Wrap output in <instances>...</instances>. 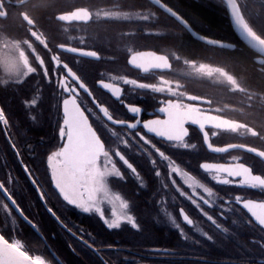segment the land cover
<instances>
[{"label":"snow or ice","instance_id":"6c2138e0","mask_svg":"<svg viewBox=\"0 0 264 264\" xmlns=\"http://www.w3.org/2000/svg\"><path fill=\"white\" fill-rule=\"evenodd\" d=\"M13 2L0 0V20L8 19L7 6ZM15 2L20 8L30 6L37 15L30 14L26 9L20 13L23 23L17 27L23 33L22 36L13 37L0 30V65L4 69V75L0 77V89L18 98L22 105L30 109L39 106L40 101L36 97L43 94L44 88L53 90L59 101L56 132L58 143L38 154L40 146L47 144L40 137L35 146L26 144L22 150L17 138L10 134L13 123L9 111L10 102L0 100V125L5 133L6 147L26 177V181L22 182L13 164L5 161L2 165L4 171L0 175V210L3 212V220L0 225L10 227L20 219L36 229L38 217L47 214L71 241L68 248L77 258L72 264H112L111 257L105 259V254L130 252L131 249L120 246L119 241L110 243L101 239L99 232L94 235L87 228L73 223L64 209L71 206L83 214L98 217L105 231H132L150 238L156 224L150 213L141 210L140 198L147 197L143 204L149 206L151 202L150 208L159 215L161 209L156 198L161 197L160 204H163L161 189L172 188L186 197L212 226L209 231H204L181 207L179 214L183 222L193 226L199 236L189 237L176 217L168 215V220L181 240L194 249L202 250L205 255L188 260V253L181 255L179 246L147 247L144 252L148 259L164 258L166 264H216L207 255L208 247L217 245L219 233L234 241L241 250V259L237 264H264V198L254 199L247 195L226 193L228 199H224L196 175L186 171L182 167L183 162L178 163L171 151L196 147L190 143L189 126L193 125L198 126L204 145L211 152L243 151L255 154L264 161V149L240 143L216 146L210 137V131L213 136L226 131L264 140L260 132L241 121L214 115L211 110L189 107L185 100L195 98L181 99L178 91L180 86L164 77H160L158 83H146L127 76L110 77L107 73H98L97 78L89 82L84 62L89 58L102 60L101 53L88 50L86 46L74 47L59 41L64 23L90 22L99 13H94L89 6L66 10L61 0ZM227 4L241 35L252 47L259 49L258 46L264 43V35L254 30L237 0H227ZM153 7L157 9L156 12L152 11ZM103 15L110 19H135L145 24L155 22L164 28L166 34L176 37L183 33L197 36L193 31V19L187 17L172 0H149V4L142 6L135 17L131 13L122 14L119 11H105ZM198 39L209 45L225 47L220 41L204 36ZM37 45L43 54L38 51ZM128 51L129 63L144 72L152 69L168 70L171 67L170 57L180 59L179 55L171 52L159 54L156 51H135L132 48H128ZM61 53L72 54V58L65 59ZM190 67L196 73L201 71L195 61ZM260 71H264V61H261ZM31 81H35V87L29 89L26 86ZM121 84L165 98H154L159 107L148 111L146 107L126 103L129 97ZM93 87L107 90L131 114V118H120L118 108L99 100ZM261 103H264V97ZM144 115L153 118L144 119ZM149 134H152L151 138ZM25 153L32 161L31 164L25 162ZM38 162L43 163L44 174L40 172ZM145 162L149 165L147 171L144 169ZM200 168L219 185L264 192V170L258 173L254 165L240 162L239 158H233L231 163L203 162ZM148 171L152 173L149 179L159 181L160 184V188L152 192L149 191L146 179ZM177 175L194 195H188L180 187L175 179ZM116 181L133 184V191L130 194L116 191ZM29 183L35 193L31 198ZM49 187L54 191L49 192ZM198 189H202L207 198L201 196ZM108 205L110 214L106 211ZM225 205L231 215H238L237 207L242 208L247 213L243 222L232 220L231 215L226 216ZM212 212L214 214H210ZM3 226H0V264H50L42 255H32L25 250L21 240L10 235L6 238ZM241 237L249 238L241 240ZM121 260L122 264H141V261L134 258L121 257ZM227 264L232 262L228 261Z\"/></svg>","mask_w":264,"mask_h":264},{"label":"flooded vegetation","instance_id":"af4514ba","mask_svg":"<svg viewBox=\"0 0 264 264\" xmlns=\"http://www.w3.org/2000/svg\"><path fill=\"white\" fill-rule=\"evenodd\" d=\"M196 1L203 2L206 6L207 4L212 3L214 6L219 7L223 16L229 21V27L231 28L232 35L227 37L225 34L217 33L209 25H207L204 20L195 14H190L187 10L181 7V3L178 0H172V3L179 7L187 17L193 19V31L197 34L209 39L230 43L232 44V47L221 48L209 45L198 39L197 36H192L190 33H183L179 37L166 34L164 28L155 24V22L145 24L143 22H137L135 19H110L104 17L103 15L105 11H119L122 14L131 13L132 16L135 17L136 13L141 10L142 6L149 4V0H61V4L66 7V10H70L72 7L77 6H89L94 13L98 12L99 15L94 16V20L90 22H71V24L64 23L61 28L62 35L59 42L66 43L69 46L74 47L86 46L88 50H95L101 53L103 57L102 60L97 61L89 58L84 62L88 71L89 82L94 81L97 78L98 73H107L110 77L127 76L146 83H158L159 78L164 77L173 84L180 86L178 91L181 94V99H184L185 97L195 98L185 100L189 107H200L206 111H213L212 114L214 115L223 116L229 120L241 121L248 124L252 128L257 129L261 136L264 137V103H261V98L264 97V91L260 90L263 86L259 84L245 85L225 67L201 60L202 58L213 57L215 55L233 53L237 49H242V46L246 44L236 33L230 20L227 6L223 0ZM237 2L241 5L242 11L246 13L245 18L250 20L254 30H256L258 34L264 35V23L261 22L255 15V13L257 14L255 11L257 6L261 5L264 10V0H237ZM25 9L30 14L37 15L36 11L28 5H26L25 8L16 6L15 0L13 4L8 5V19L0 20V30L5 31L13 37L22 36L23 33L18 31L17 26L23 23L20 19V13ZM152 11L156 12L157 9L153 7ZM64 29H67V31H64ZM156 33L160 34L157 35ZM128 48H132L135 51H156L159 54H168L171 52L179 55L180 59H172L170 57L171 67L168 70L152 69L149 72H144L142 69L136 68L129 63L130 53ZM37 49L38 51H41V54H43L38 45ZM251 52L252 61L256 64L257 68L260 69L261 63L257 60L259 54L252 49ZM61 55L65 59L72 58V54L69 53H61ZM193 61L196 62V66L198 68H200L202 64L214 66L218 69L221 68L226 73L233 76L235 80L233 82V80H230L227 77L219 79L204 70H201L200 73H196L192 71L190 67ZM3 75L4 69L3 66L0 65V77ZM30 85H32L31 88L35 87V81H31ZM90 86L92 85L90 84ZM121 86L124 88L125 94L129 97L126 100V103H134L137 106L146 107L148 111H152L153 109L159 107V105L155 103L154 98H165L163 96H158V94H149L146 90L133 89V86L131 85L121 84ZM0 91H3V89H0ZM93 91L99 100L106 101L113 107L118 108L120 118H131V114L127 113V110L123 106L119 105L115 99L110 96L107 90L100 89L99 87H93ZM43 94L47 100V104H50L55 111L59 112L57 107L59 101L53 94V90L44 88ZM42 95H37L36 98L40 100ZM249 104H251V107ZM143 118L150 119L153 117L144 115ZM0 129L3 132L2 125H0ZM189 131L191 135L190 143L195 144L196 147L188 150L171 149L174 154V158L177 159L178 163L183 162L182 167H185L186 171H190L193 175H196L198 179L212 187L214 191L217 192L219 196L224 197V199H228V196L225 195L226 193L247 195L249 198L254 199L264 198V192L259 189H244L219 185L213 182L210 179V176L200 168V164L203 162L231 163L233 158L236 157L239 158L240 162L254 165L259 173L260 170H264V161H262L261 158L257 157L255 154L243 151L230 150L228 153H213L204 145L202 133L200 132L198 126L190 125ZM3 134L5 136L4 132ZM149 136L151 138L152 134H149ZM210 137L216 146L240 143L248 144L249 146L256 147L258 149H264V140L251 136H241L239 133L233 134L221 131L218 135L213 136L210 131ZM154 142L156 141L154 140ZM7 151V147H5V144L0 140V154H6ZM148 167L149 165L145 162V171H147ZM151 176L152 173L148 171L146 179H148L150 192L160 188L159 181L154 182L152 179H149ZM175 179L180 187L188 193V195H194L191 189L183 183L182 178L177 175ZM114 183L116 184V191H123L129 194L133 191V184L131 183L124 184L118 181ZM136 190L139 191V188L137 187ZM198 192L201 196L207 198L202 189H198ZM161 196L164 200L163 204H160L161 197L156 198L157 205L161 209L159 215H157V213L150 208L151 202H149V206H145L143 204V200L147 199V197L140 198L141 210L145 213H150L152 220L155 221L156 228L159 233L160 231H165L166 228L169 233H174L179 236L177 230L168 220V215H172L175 216L177 221L182 224L189 237L196 235L195 228L183 222L182 217L179 214V209L181 207H183L190 217L196 222V225L204 231H209L212 227L210 223L199 213L195 206L186 197L179 195L175 189H161ZM227 207L228 206L225 205V215L229 216L231 214L227 211ZM206 210H208L207 207ZM106 211L110 214V205L106 207ZM237 212L239 214L231 215V219L238 220L242 223L243 219L246 218L247 213L239 207H237ZM210 214H214V212ZM8 231L5 230L6 233H8ZM212 231L215 230L212 229ZM123 232L128 236L127 241L129 243L124 242L125 245L120 246L131 249L130 252H123V254H125L124 257L133 259V255L136 257L134 259L141 261V264H166L164 258L147 259V254L141 252L147 247H162L161 245L152 246L146 243H139L133 238L138 234H135L132 231ZM7 236L8 235L6 234V237ZM217 236H219L218 243L216 246L208 247L207 258L216 262V264H227L228 261H231L232 264H237V261L241 259V250L236 247L234 241H230L219 233H217ZM196 238H199V236L196 235ZM248 238L249 237H241L240 239L247 240ZM185 245L189 246L188 243H185ZM171 247L174 246L172 245ZM190 248L191 252L187 257L188 260H194L205 255L204 252L198 248ZM55 257L58 258V256ZM58 260L61 262L59 258ZM112 264H122V260L120 259V263L113 261Z\"/></svg>","mask_w":264,"mask_h":264},{"label":"trees","instance_id":"16d2710c","mask_svg":"<svg viewBox=\"0 0 264 264\" xmlns=\"http://www.w3.org/2000/svg\"><path fill=\"white\" fill-rule=\"evenodd\" d=\"M178 1L181 3V7L187 10L190 14H195L204 20L205 23L217 33L225 34L227 37L232 35L231 28L229 27V21L223 16L219 7L214 6L212 3L207 4L206 6L203 2L196 0ZM255 11L257 12V14L255 13L256 17L264 23V20H262V18H264V10L262 6H257ZM201 60L225 67L245 85L259 84L264 88V71H260L256 64H254L252 61L251 49L246 45H243L242 49H237L233 53L215 55L213 57L202 58ZM26 87L30 89L32 85L29 84ZM263 88L260 90L264 91ZM4 99L10 102L9 111L11 121H13L11 134L17 138L19 142L18 146H21L22 150L23 146L26 144L35 146L36 141L40 137H43L47 141V144L40 146L38 154H42L44 149L58 143L56 132L59 112L55 111L50 104H47L44 94L40 97L39 106L31 109L26 108L20 103L18 98L13 97L10 93L3 90L0 91V100ZM0 140L6 147L7 141L1 129ZM7 150L6 154H0V175H2L4 171L2 165L5 161H7L8 163L13 164L14 170H16V174L20 176L21 181H26V177L24 176L22 170L19 169V165L15 163V157L11 154L10 149L7 148ZM27 155L28 154L25 153V162L31 164L32 161L27 158ZM39 168L40 172L44 174L45 167L43 163H39ZM28 187L31 192L30 198L34 197L35 193L31 190L30 183L28 184ZM48 190L49 192L54 191L51 187H49ZM64 211L73 223L87 228L89 231L93 232L94 235L99 232L101 234V239H105L110 243L117 242L118 240L119 244L122 246L125 245L124 242H128V236L124 232L105 231L98 217H93L91 214H83L78 209L71 206L66 207ZM38 220V228L42 232L44 238L39 235L28 223L20 219L17 220L18 223L14 226L9 227V231L6 234L19 237L26 244V247L30 250V252H40L46 258L52 260L54 264H72V261L77 258L73 256L68 248V243L71 241L69 240L67 234L58 225H56L55 222L47 216V214L38 217ZM133 238L139 243H146L152 246H179L181 249V255H184L185 252L189 255L191 252V248L188 245H185L178 235L169 233L166 228L165 231H160V233L157 231V228H155L154 234L150 238L138 235ZM149 240L150 242H147ZM141 252L145 253L144 251ZM54 254L58 256L61 262ZM124 256L125 254H123V252L116 254L107 253L105 254V259H109V257H111V262L116 261L120 263L121 257Z\"/></svg>","mask_w":264,"mask_h":264},{"label":"rangeland","instance_id":"374dc122","mask_svg":"<svg viewBox=\"0 0 264 264\" xmlns=\"http://www.w3.org/2000/svg\"><path fill=\"white\" fill-rule=\"evenodd\" d=\"M203 65H206L207 66V64H202V66ZM201 68V67H200ZM201 70H204L205 72H207V73H209V74H213L216 78H219V79H221V78H223V77H227V78H229L230 80H233V82H234V78H233V76H231L230 74H228V73H226L223 69H218L217 67H214V66H207V67H202L201 68ZM0 198H2V194H0ZM107 207V206H106ZM3 220V212H2V210H0V221H2ZM18 223V222H17ZM9 225H10V221H9ZM0 226H3V225H0ZM11 226H14V225H11ZM4 228H5V230H9V227L8 226H3ZM13 237H15L16 239H20L19 237H17V236H13ZM23 244H25L24 242H22ZM25 248L27 249V247H26V244H25ZM28 250V249H27ZM29 252H30V250H28ZM30 254H32V255H42L43 257H44V259L45 260H47V261H49L50 262V264H54L53 263V261L52 260H50V259H48V258H46L42 253H40V252H34V253H32V252H30ZM132 258H136L135 256H132Z\"/></svg>","mask_w":264,"mask_h":264},{"label":"water","instance_id":"95a60500","mask_svg":"<svg viewBox=\"0 0 264 264\" xmlns=\"http://www.w3.org/2000/svg\"><path fill=\"white\" fill-rule=\"evenodd\" d=\"M223 1L225 2L226 6H227L228 13H229V17H230V20H231V22H232V24H233V27H234L236 33L238 34V36L242 39V41H243L248 47H250L253 51H255L256 53L259 54V56L257 57V60L261 63V61H264V43H262L261 45H259V46H258L259 49H258V48H254V47H252V46L247 42V40L243 37V35H241L240 30L238 29V27H237L236 24H235V21L232 19L231 12H230V9H229L228 4H227V0H223ZM199 36H201V35L197 34V37H199ZM207 39H209V38H207ZM216 41H217V40H216ZM220 42H221L223 45H225V47H232V44H230V43L222 42V41H220ZM26 223H27V222H26ZM30 226H31V225H30ZM31 227H32V226H31ZM32 228H33V227H32ZM34 230H35L39 235H41V236L44 238L42 232L39 230L38 227H37L36 229H34ZM6 238H7V237H6ZM55 256H57V255L55 254Z\"/></svg>","mask_w":264,"mask_h":264}]
</instances>
